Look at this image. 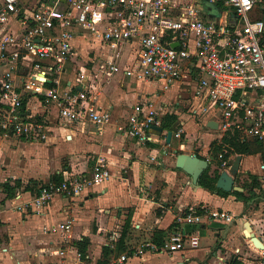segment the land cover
Masks as SVG:
<instances>
[{
	"label": "built area",
	"instance_id": "built-area-1",
	"mask_svg": "<svg viewBox=\"0 0 264 264\" xmlns=\"http://www.w3.org/2000/svg\"><path fill=\"white\" fill-rule=\"evenodd\" d=\"M206 1L222 4L219 16L206 20L196 3L177 0H0V134L47 140L48 121L28 108L34 96L55 108L63 125L92 123L101 133L106 120L96 98L72 85L61 86L69 70L76 72L78 43L95 42L105 48L99 70L107 78L122 72L138 81L159 82L164 91L182 84L199 102L198 110L218 113L222 136L238 130L242 141L252 138L264 146V18H252L264 15V0ZM128 46L133 60L122 68ZM84 78L82 71L77 74L78 82ZM148 103L135 106L119 128L143 143L160 137L152 130L161 126L160 116ZM181 134L174 136L181 139ZM110 178L109 162L98 159L90 172L64 170L60 180L45 183L30 200L18 195L11 204L38 211L56 196H81ZM235 220L225 211L190 207L176 217V228L162 246L143 243L135 255L197 249L200 234L190 227ZM127 259L122 255L109 264ZM258 264H264V256Z\"/></svg>",
	"mask_w": 264,
	"mask_h": 264
},
{
	"label": "crops",
	"instance_id": "crops-1",
	"mask_svg": "<svg viewBox=\"0 0 264 264\" xmlns=\"http://www.w3.org/2000/svg\"><path fill=\"white\" fill-rule=\"evenodd\" d=\"M198 6L203 8L206 20L219 16L218 6ZM83 45L78 43L77 51ZM125 54L122 68L133 60L130 50ZM102 61L95 62L92 69H83L82 82L72 73L65 76L67 85L81 87L79 91L87 97L96 98L94 103L106 120L101 133L92 123L63 125L58 121L57 110L49 109L42 97L34 96L28 98V108L48 121L47 140L30 142L16 137L6 140L0 134V264H109L122 255L128 256L125 264H258L264 249L257 248L244 234L245 223L249 221L252 232L264 244V196L256 193L258 186L254 184L251 190L243 187L246 195L255 196L252 202L257 198L251 205V201H241L233 192L223 196L218 190L194 187L191 178L176 168L175 150L205 158L212 144L223 137L221 129L218 127L215 134L202 131L204 145L191 150L193 133L186 129L187 119L194 124L193 131H197V126L191 115L182 114L187 102L191 114L201 111L199 102L187 93L186 86L177 84L172 94V88L164 91L159 82H155L158 84L155 90L149 89L152 82L138 81L122 72L107 78L99 70ZM148 102L158 112L161 127L165 116L178 117L188 144L174 136L176 131H171L172 140L168 144L166 134L170 130L163 127L158 141L152 143H143L119 130L134 113L135 106ZM209 112L213 118L206 121L207 126L210 121L219 124L218 113ZM98 159L110 164L111 178L105 186L81 196H56L38 211L12 207L11 201L18 195L24 201L35 196L24 190L31 182L48 183L56 175L61 178L64 170L75 174L90 172ZM231 160L230 157L224 162L227 170ZM262 162L261 153L242 155L238 173L244 171L254 177V182L263 183L264 178L258 172L259 166L264 165ZM217 168L213 165L209 174ZM15 180H20L23 187L8 199L3 184H14ZM190 207L225 211L236 220L231 224L207 222L199 228L190 227L200 234L197 249L135 255L143 243L162 246L176 228V217ZM82 242L87 245L85 259L79 257ZM58 250H64L65 255H57Z\"/></svg>",
	"mask_w": 264,
	"mask_h": 264
},
{
	"label": "rangeland",
	"instance_id": "rangeland-1",
	"mask_svg": "<svg viewBox=\"0 0 264 264\" xmlns=\"http://www.w3.org/2000/svg\"><path fill=\"white\" fill-rule=\"evenodd\" d=\"M177 1H183L184 2V0H177ZM194 2V3H196V2H198V3H200V4H198V5H202V6H206V7H211L212 5L211 4H209L206 0H185V2ZM263 15H260V14H257V13H255V14H253L252 15V18H255V17H262ZM95 42H91V43H87V44H85V45H83L81 48H80V50H78V54H77V57H76V59H75V63L73 64L74 66H76V67H74L75 69H76V72H74L73 74V76H74V78H75V76L78 74V73H81V71H83V69H86V68H88V69H92L93 68V66L95 65V62H99L100 61V59H102V57H103V54H104V52H103V47L99 44V43H95ZM129 50H130V48H127V50H126V54H129ZM125 54V55H126ZM69 74H71V71L69 70ZM68 74L66 73L64 76H67ZM67 79H65L63 82H62V90H63V88L65 87V85H66V83H67V81H66ZM153 84L152 85H150L149 86V89H153V90H155V88H157V86H158V84L157 83H155V82H152ZM173 89H175V87L174 88H172V90H170L171 91V93L172 94H174L173 92L175 91V90H173ZM176 92V91H175ZM187 93H189L190 95H191V93L190 92H187ZM187 96V95H186ZM190 97V96H189ZM187 105H185V107H184V113L182 114V115H191V119H194V121H195V124H196V126H197V131H193V129H194V124L192 123V121H190V120H188L187 119V122H186V129L188 130V132L189 133H193L192 134V136H190V139H191V150H195L194 148H196L197 146H203L204 145V140H203V138H202V131L203 132H215L216 133V130H211L210 128H208V126H207V123H206V121L207 120H209V119H211V118H213V114L211 113V112H209V111H203V112H200V114H191L189 111H190V108H191V106H188V102L186 103ZM179 127H181V128H179V129H177V128H175V127H173V129H174V131H176L177 133L178 132H181V133H184V131H183V125H180L179 124ZM195 132V133H194ZM214 133V134H215ZM186 134V133H185ZM218 134V133H217ZM219 135V134H218ZM6 139V138H5ZM7 140V139H6ZM253 139L252 138H250V139H248L247 141L248 142H251ZM184 143H186V144H188V139H186V137L184 138V141H183ZM180 152H184V153H188V152H186V151H183V150H179ZM216 155V153H215V149H214V147L212 148V150L206 155V156H204L206 159H208V160H210V161H212V166H211V170H213V165H214V168L215 167H218L217 169H219V172H221V169L222 170H224V169H226V168H224V166H225V161L222 159V158H220L219 157V155L218 156H215ZM235 156L236 155H232L231 156V159H234L235 158ZM256 162V158H254V159H252L251 160V163H255ZM263 163V162H262ZM264 164V163H263ZM228 167V166H227ZM209 169V170H210ZM208 170V171H209ZM258 172H260V174H262V177L264 178V168H261L260 166H259V169H258ZM236 178H237V185L238 186H242V187H247L249 190H251V188H252V186L254 185V184H256V182L258 183V191H256V193L258 194V195H260V196H264V182L262 183V182H259L258 180H255L256 182H254L253 180H254V177H252V176H247V174L244 172V171H242V172H240V173H238L237 174V176H236ZM262 185V186H261ZM257 199V198H256ZM255 199V201L254 202H256L257 200ZM254 202H252L251 201V205H253L254 204Z\"/></svg>",
	"mask_w": 264,
	"mask_h": 264
},
{
	"label": "trees",
	"instance_id": "trees-1",
	"mask_svg": "<svg viewBox=\"0 0 264 264\" xmlns=\"http://www.w3.org/2000/svg\"><path fill=\"white\" fill-rule=\"evenodd\" d=\"M220 10H223L222 4L217 5ZM264 18V15L262 16ZM162 127L164 129H168L170 131H174L173 127L179 129V122L178 117L176 115H167L163 118ZM185 135L181 134V140L183 143ZM215 149V156L222 155V159L224 161H227L232 155H251V154H257L261 153L263 162H264V146L259 141L253 139L251 142L248 141H242L241 140V133L238 130L229 131L223 135L220 142L215 141L212 144V148ZM183 148L185 146L183 145ZM211 148V150H212ZM210 150V151H211ZM209 170V169H208ZM206 171L202 177L200 178V186L215 191L218 190L216 188V183L219 178L220 172L219 169H215L214 173L212 175L209 174V171ZM55 180H60L58 176H54ZM44 183L40 184L37 182H31V186L27 185L24 187L25 191H31L35 195L39 193L40 187L43 186ZM258 186V183H256ZM23 187L20 180H15L14 184H11L10 182L4 183L3 188L4 192L6 194V198L10 199L13 198L16 195V191L21 189ZM218 192L223 196H228L229 193H226L222 190H218ZM250 192V191H249ZM233 195H235L239 200L244 201L246 203L250 202L255 196L250 193V195H246L244 192H233ZM123 238L121 239V241ZM86 247L87 245L85 243H81L79 245V253L81 254V258L85 259L86 257Z\"/></svg>",
	"mask_w": 264,
	"mask_h": 264
},
{
	"label": "water",
	"instance_id": "water-1",
	"mask_svg": "<svg viewBox=\"0 0 264 264\" xmlns=\"http://www.w3.org/2000/svg\"><path fill=\"white\" fill-rule=\"evenodd\" d=\"M53 2V0H52ZM179 44L176 43L173 46L177 47ZM81 90V87L77 88ZM208 126L211 129L217 130L219 127L218 122L210 121ZM152 130L158 136L162 135L163 128L161 126H152ZM167 143H171L172 140V132L169 131L166 134ZM176 157V168L182 170L185 174H187L191 178L192 185L194 187H200V178L202 175L210 168L212 162L208 159L202 158L198 155H191L188 153L180 152L175 150ZM242 160V155H237L234 159L231 160L229 164V169L222 170L219 175V178L216 183V188L218 190H222L227 193L231 192H244V188L241 186H237L235 184V178L239 172L240 163ZM244 234L247 238H250L255 246L259 249H264V244L261 241L260 237L255 236L252 232L251 224L249 221L245 223V231Z\"/></svg>",
	"mask_w": 264,
	"mask_h": 264
}]
</instances>
